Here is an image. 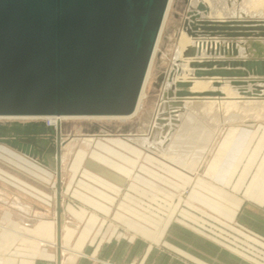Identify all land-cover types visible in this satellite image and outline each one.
Here are the masks:
<instances>
[{"label": "crops", "instance_id": "obj_1", "mask_svg": "<svg viewBox=\"0 0 264 264\" xmlns=\"http://www.w3.org/2000/svg\"><path fill=\"white\" fill-rule=\"evenodd\" d=\"M116 130L62 137L60 181L0 145V264H264V125L223 128L192 168Z\"/></svg>", "mask_w": 264, "mask_h": 264}, {"label": "water", "instance_id": "obj_2", "mask_svg": "<svg viewBox=\"0 0 264 264\" xmlns=\"http://www.w3.org/2000/svg\"><path fill=\"white\" fill-rule=\"evenodd\" d=\"M170 0H0V116L131 115L137 106ZM199 9H204L199 4ZM190 36L230 39L219 60L192 59L198 78L221 77L246 96L264 84V20L200 18L188 11ZM245 38L258 57L237 59L236 39ZM247 45V44H245ZM197 50L188 47L184 56ZM172 75L168 76L170 82ZM165 80V75L160 77ZM191 80H177L163 97L166 113L184 108V99L223 96L220 90L192 92ZM253 85V91L246 89ZM214 86H219L214 81ZM171 109V110H170ZM174 120V118H173ZM156 121L166 129V120ZM61 125L45 120L0 121V144L44 165L54 161L61 178ZM55 144V146H54ZM55 147V148H54ZM60 215V208H59ZM60 245V244H58ZM58 260L60 261V251Z\"/></svg>", "mask_w": 264, "mask_h": 264}, {"label": "rangeland", "instance_id": "obj_3", "mask_svg": "<svg viewBox=\"0 0 264 264\" xmlns=\"http://www.w3.org/2000/svg\"><path fill=\"white\" fill-rule=\"evenodd\" d=\"M208 1H210L219 11H225L228 14H233L237 12L239 13V11L242 10L248 14L250 19H258L260 16L263 17L264 20V3L262 1L261 4L260 1L258 2L256 0L257 2H255L257 5L260 4L261 6H257L253 3L255 0ZM190 3L191 0L172 1V6L155 54L151 76L149 78L150 80L146 89L147 97L140 112L129 120H65L62 124V137H72L75 139L102 137V134L104 133H118L116 129L122 126L127 127L130 130H134V133L139 135H147V133L151 131V127H153L154 124L156 110L164 90L163 87L165 80H160V77L163 75L166 76L172 67L173 60L176 57L177 48L179 46L181 33L183 32L182 30H184L183 23L185 18L188 16V11L190 10ZM253 38H260L259 40H262L264 43V36ZM243 39V41L246 42L245 44H247L245 45V53H247V55L249 54L250 56H254L252 50L256 49L251 47L250 43L246 41L245 38ZM249 49L251 50L249 51ZM205 104L206 103L203 100L197 99L187 107L186 110L188 112H183L185 115L183 117L184 123L180 124V129L178 130L179 133L177 132L175 134V139L172 145L173 147L170 148L171 152L167 154L169 150H165L166 152H159L160 154H163L177 164L192 168L196 165V163L198 164L200 160H204L212 148L213 143L221 134L223 128L230 125L237 126L240 124H246L252 127L264 125V103L263 105H245L242 101L237 106L229 110H226L225 107L218 108L217 106H214L212 109H207ZM95 127L98 128V131L93 130ZM91 134H97V136ZM155 136H158L160 139L159 132H156ZM142 145L146 147V145ZM204 230L213 236L222 238L223 240L224 238L229 237L224 226H208ZM220 246L224 248L223 250H225V248H229L225 243H221ZM220 260L222 259L220 258Z\"/></svg>", "mask_w": 264, "mask_h": 264}, {"label": "bare ground", "instance_id": "obj_4", "mask_svg": "<svg viewBox=\"0 0 264 264\" xmlns=\"http://www.w3.org/2000/svg\"><path fill=\"white\" fill-rule=\"evenodd\" d=\"M172 1L170 0L164 22L161 28V33L159 35L157 45L155 48V52L150 64V68L143 86V89L140 93L138 103L136 106L135 111L128 116H113V117H83V116H34V117H6V116H0V120H13V119H23V120H45L47 123H50L51 125H61L65 120L70 119H88V120H129L132 119L134 116H136L142 107L144 106L145 99L147 97V86L149 82V78L151 76V71L153 67V62L155 58V54L157 52V48L159 45V41L162 35V32L165 27V23L167 21V17L169 15ZM258 2L261 1L264 3V0H257ZM256 0L253 2H257ZM199 4H202L204 6V9H199ZM256 4V3H255ZM258 4V5H260ZM257 5V4H256ZM257 5V6H258ZM263 5V4H262ZM261 6V5H260ZM190 9L195 12L200 13V18H206L209 20H215V21H226L229 19H243L249 18L247 13L243 12L242 10H238L239 13H233L228 14L227 12L219 11L212 3L208 0H191V3L189 5ZM225 10V9H224ZM228 10V9H227ZM230 12V11H229ZM257 20H263V18H259ZM181 37L179 40V46L176 51V57L173 60L172 67L170 68L169 72L165 76V82H164V90H168L169 86L171 84H174L177 80H191L192 85L190 87V90L192 92H205V91H215L220 90L223 93V96L218 97H210V96H195L192 98L184 99V108H174L170 109L169 113H166L167 111V105L169 103V99H165L163 97V94L161 95L160 102L158 104L155 118H154V124L152 127V131L149 135H131V139L135 141H139L140 143L149 146L151 148L155 149V146L158 147V151L163 153L165 150H169L167 154L170 151V148L173 146V141L175 139V134L180 129L179 126L181 123H184L183 117L185 116L183 112L187 111V107L190 106V104L197 99L203 100L206 104L205 107L207 109H212L214 106H217L218 108L225 107L226 110H229L235 106H237L240 102H244L246 104H257V105H263L264 103V84L257 83L256 86L260 88V93H257L253 96H246L239 92L237 87H234L231 85V80L221 77H212V78H198L195 77L193 74V69L189 66V63L192 59H196L199 61L206 60V59H213V60H219L214 58L215 56H224L221 52L222 47L225 48L229 47L230 39L221 38L220 36H207V35H199L196 37L190 36L186 33L185 30H182ZM243 38H237L236 39V45L239 51V54L243 53L245 50V43H239L237 40H242ZM188 47H194L197 50L196 56L193 58H188L184 56V51ZM243 50V51H242ZM246 51V50H245ZM171 73L172 75V82L169 81L168 76ZM219 82V86H214V81ZM254 86L248 85L246 87L247 90L253 91ZM163 93V92H162ZM213 111V110H212ZM188 112V111H187ZM212 113V112H211ZM158 117L164 118L166 120V129L163 127V124H159L156 119ZM174 118V120H173ZM156 132H159L160 139L158 143L153 144L154 135ZM181 132V131H180ZM179 133V132H178ZM182 134V133H180ZM178 135V134H177ZM184 136V135H183ZM178 138V137H177ZM88 141L93 140V137H89L87 139ZM180 141V140H179ZM152 144L154 146H152ZM1 145V144H0ZM175 147V146H174ZM176 149V148H174ZM173 149V150H174ZM172 150V149H171ZM165 151V152H166ZM175 151V150H174ZM166 154V155H167ZM175 154V153H174ZM171 156V155H170Z\"/></svg>", "mask_w": 264, "mask_h": 264}, {"label": "built area", "instance_id": "obj_5", "mask_svg": "<svg viewBox=\"0 0 264 264\" xmlns=\"http://www.w3.org/2000/svg\"><path fill=\"white\" fill-rule=\"evenodd\" d=\"M46 124H47V125H51L50 123H47V122H46Z\"/></svg>", "mask_w": 264, "mask_h": 264}]
</instances>
